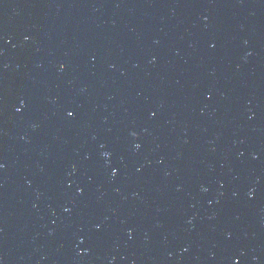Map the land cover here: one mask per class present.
<instances>
[{
	"label": "water",
	"instance_id": "water-1",
	"mask_svg": "<svg viewBox=\"0 0 264 264\" xmlns=\"http://www.w3.org/2000/svg\"><path fill=\"white\" fill-rule=\"evenodd\" d=\"M0 264H264V0H0Z\"/></svg>",
	"mask_w": 264,
	"mask_h": 264
},
{
	"label": "snow or ice",
	"instance_id": "snow-or-ice-1",
	"mask_svg": "<svg viewBox=\"0 0 264 264\" xmlns=\"http://www.w3.org/2000/svg\"><path fill=\"white\" fill-rule=\"evenodd\" d=\"M69 115H72V113H69Z\"/></svg>",
	"mask_w": 264,
	"mask_h": 264
}]
</instances>
